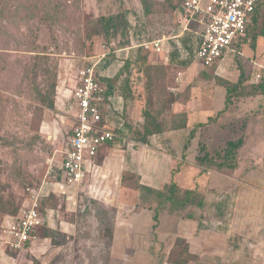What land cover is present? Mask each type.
I'll return each mask as SVG.
<instances>
[{"label":"rangeland","instance_id":"1","mask_svg":"<svg viewBox=\"0 0 264 264\" xmlns=\"http://www.w3.org/2000/svg\"><path fill=\"white\" fill-rule=\"evenodd\" d=\"M178 3L179 0H155L147 15L151 38L177 33V16L171 6ZM127 5L130 10L140 8L137 0L128 1ZM118 9L117 0H0V225L7 209L29 206L31 190L42 186L54 196L41 203L45 226L56 232L53 239H44L42 232L32 251L17 249L14 256L8 247L0 245V264H108V238L103 229L111 227L112 206L95 199L89 209H84L89 199L80 190L84 182L65 184L64 192L52 191L50 182H54L55 170L73 126L72 92L79 71L103 54L112 57V61L119 59L116 56L120 54L111 49L120 46L124 34L110 30L104 33L98 20V16ZM261 18L256 32L262 29ZM255 31L248 29L246 36L237 42L240 45L235 43L234 51L226 52L211 68L228 61L242 69L243 64L250 63L248 53L264 62V36L258 34L255 45L251 46ZM128 60V67L118 70L114 80L119 91L126 93V121L131 128L130 137L136 140L135 130L141 127L145 108L158 115L163 129L173 127L185 121L183 113L176 117L172 112L173 103H185L193 96L214 94L220 89L214 81L217 75L203 68L199 60L186 67H176L166 64L163 51L154 52L150 48L138 58L133 53ZM110 68L113 73L117 70L116 64ZM58 85L62 90H71L65 104L60 102ZM51 102L52 108L48 107ZM238 122L231 120L229 124L234 128ZM106 127L111 129L110 122ZM234 132L231 139L239 135V130ZM201 136L200 143L215 137V133L205 127ZM132 145L118 141L116 147L132 151L135 148ZM212 147L211 150H216L221 145ZM241 166L252 165L244 162ZM124 177L131 187L137 186L136 177L128 173ZM180 184L184 186L187 180ZM126 190L125 200H132L133 196ZM203 191L207 193L205 188ZM205 228L210 234L230 226ZM206 237L223 246V238L219 241ZM239 238L235 233L227 241L233 245ZM236 263L264 264V259L239 258Z\"/></svg>","mask_w":264,"mask_h":264},{"label":"crops","instance_id":"2","mask_svg":"<svg viewBox=\"0 0 264 264\" xmlns=\"http://www.w3.org/2000/svg\"><path fill=\"white\" fill-rule=\"evenodd\" d=\"M128 1L130 3L131 0H125L127 4ZM175 14L178 23L177 33L163 36L159 51L151 46L147 48L154 52L163 51L166 64H169L167 41L182 33L180 4ZM254 45L255 41L251 46ZM127 50L113 51L120 56L117 54L116 57L119 59H114L104 70L105 77H113L115 72H111L110 67L116 64L118 69L120 64H123L121 53ZM248 58L250 63L243 64V70L236 64H229L228 61H221L213 69L208 67V70H212L215 76L232 83L237 81L242 71L246 77L245 85L257 84L259 81L252 80L253 74L259 73L264 79V62L256 60L251 53H248ZM253 62L263 68L254 66ZM214 81L216 82L215 77ZM77 84L78 78L74 88ZM217 85L220 89L214 94L196 95L185 103H173L172 112L176 117L179 113H183L185 121L173 127L162 128L160 133L149 136L147 143L133 141L130 137L131 128L125 116V98L115 93L106 99L104 118L112 126L117 127L121 124L125 135L115 143L102 145L91 162L86 163L84 183L80 190L102 204L115 208L108 264H166L162 260L177 236L185 238L190 253L196 254L205 264H224L237 261L239 258L264 259V94L242 96L217 115L218 111L225 108V88L219 83ZM70 91L62 90L58 85L62 104L67 102ZM71 107L75 109L73 97ZM72 116L74 125V113ZM210 116L216 117V120L203 126H195L197 122H204ZM237 119L239 122L233 128L229 122ZM205 127L208 132L215 133V137H208L203 141L204 143L201 142L205 148L208 146L207 151H210L214 144L222 147L225 141L231 139L230 136L233 135L234 130H239L238 136H242L243 141L237 150V168L220 170L211 168L199 174L196 157L199 155L200 141L203 140L201 135ZM190 133H192L191 138H189ZM118 141L122 145L133 144L132 147L135 148L132 151L128 148H118L116 147ZM244 162L251 163L253 167L250 166L249 170L242 174L244 168L241 165ZM174 167L177 169L173 177L179 186L193 187L196 183L200 191H203V188L206 189L207 193L203 191L205 206L202 208V213L206 210L209 213L210 208L215 207L217 192L225 188H233L237 208H235L230 229L209 234L196 219L181 218L176 214L161 212L153 232V210L135 208L136 190L128 184V181L123 182L122 178L124 174L135 173L139 183L161 188L169 181L171 169ZM184 180H187V184L183 186L180 183ZM63 187L64 184L63 186L56 184L54 190H62ZM125 189L128 190H126L128 195L133 196L132 200H125ZM235 233L241 236L237 242L238 247L232 246L231 242L227 241L229 236ZM208 235L214 240L221 241L223 238V246L218 245L220 242L208 241L206 237ZM38 239L32 242V247Z\"/></svg>","mask_w":264,"mask_h":264},{"label":"trees","instance_id":"3","mask_svg":"<svg viewBox=\"0 0 264 264\" xmlns=\"http://www.w3.org/2000/svg\"><path fill=\"white\" fill-rule=\"evenodd\" d=\"M102 0H96V2H100ZM140 8H136L130 10L125 0H117V7L119 9L116 12L107 15L98 16V20L101 21V28L106 33L108 30L110 32H116L120 34H124V41L120 44L119 47H113L111 51L122 49L124 51L125 48H128L127 52H123L122 61L123 64H120L117 71H122L124 68H127L130 64L128 60L133 53L137 54V58L139 55L148 48V46L141 45L142 43L150 42L154 38L150 37L148 26H147V15L151 13L152 6L155 3V0H137ZM181 0H179L178 5H172L171 8L175 11L179 10V4ZM262 10V12H261ZM261 19L262 29L259 32H256L255 28H257L259 24V18ZM118 28H120L118 30ZM249 31H255L251 35V45L254 44L256 36L262 35L264 36V1L261 0L255 6L252 22L248 26ZM247 29V30H248ZM169 51L167 52L168 62L176 67H186L191 62H193L195 57V52L200 42V37L193 34L192 32L184 31L179 36L170 38L168 41ZM239 46L240 43H237ZM106 54L103 58L99 60L97 65L95 66V77L99 83H101L105 88V102L108 97L114 95L115 93H119V95L126 97V93L124 90L119 91L115 84L114 76L119 74L117 71L113 75V77L107 78L103 74L104 70L109 67L112 63V57H108ZM143 56V55H141ZM143 60L141 59L140 65ZM216 82L222 85L225 88V108L223 110L218 111L217 115H219L222 111L227 109L229 105L233 104L237 99L245 95H254L256 93L264 94V79L261 78L257 84H248L245 85L246 77L243 72L240 71V74L237 78L236 82H229L225 79L215 77ZM54 90V86H52ZM117 91V92H116ZM124 92V94H123ZM52 102L49 103L48 107L52 108ZM143 122L141 127L135 130V134L137 135V140L132 138L133 141H141L142 143H147L148 137L151 135L158 134L162 131V125L160 120L158 119V115L156 113L151 112L148 109H144L142 112ZM216 117H208L204 122H197L195 126H203L208 123L214 122ZM114 134L116 135L115 141L121 139L125 135L122 129H114ZM192 137V133L189 134V138ZM242 136H238L235 139H230L225 141L224 145L219 149L207 151L204 144L200 145L199 155L196 157V164L199 166V174H202L208 171L211 168L215 169H235L238 167V154L237 150L240 148L242 144ZM253 167V166H251ZM250 167L244 168L242 170V174L246 173ZM177 167L171 169V177L167 183H165L161 188H155L151 186H147L139 183L138 176L133 173V177L137 179V186L134 187L136 190L135 193V208H149L153 210L152 219L154 224L152 226L153 232L155 231L159 214L161 212H167L170 214H176L181 218L188 219H196L203 226L218 229L221 227H227L229 224V220L233 217L235 209V194L233 188L231 189H223L216 194L215 198V207L210 208V212L206 210L202 213V208L205 206V194L203 191L199 190L198 184L195 183L193 187H182L179 186L174 180V172ZM56 174L54 176V182H50V186L52 187V191L54 190L56 184H62V169L60 164L58 168L55 170ZM123 175V182L127 180ZM125 179V180H124ZM46 188V187H45ZM42 188L40 201H39V210H41V203L50 201L54 198L53 195H50V190H46ZM133 188V187H132ZM32 190H35L34 188ZM31 190V191H32ZM89 199H87V203L84 206V209H89V205L95 199L86 195ZM105 205V204H103ZM108 206V205H105ZM113 208V216L111 218L112 224L111 227L104 228L103 233L108 238V252L111 243L112 237V226L115 216V208ZM212 210V212H211ZM19 209L11 208L7 209L5 217H14L17 215ZM208 214V215H207ZM4 217V219H5ZM206 221H209L207 224ZM3 223V222H2ZM2 225V224H1ZM0 225V229H1ZM42 232L44 235H42ZM38 237L40 235L46 238L53 239L55 238L56 232L49 228V226H45V220L43 217V225L37 229ZM232 246L238 247L237 243ZM9 248V247H8ZM32 243L26 242L24 245V250L32 251ZM6 249V247H5ZM12 251V255L16 254L15 249L9 248ZM161 250V249H160ZM13 255V256H14ZM109 255V253H108ZM166 264H205L200 261L199 257L196 254H192L189 251V245L185 238L177 236L174 238L172 245L165 255L164 260H162ZM224 264H237L234 262H225Z\"/></svg>","mask_w":264,"mask_h":264},{"label":"built area","instance_id":"4","mask_svg":"<svg viewBox=\"0 0 264 264\" xmlns=\"http://www.w3.org/2000/svg\"><path fill=\"white\" fill-rule=\"evenodd\" d=\"M260 1L181 0L182 32H192L200 37L194 60H199L204 68H208L226 52L234 51L233 45L246 36L255 6ZM161 41L162 38L153 39L141 45L159 51ZM105 55L91 61L78 74V84L72 95L74 125L60 161L64 185H80L85 176L86 163L91 162L102 145L116 142L114 129H122L121 124L107 128V119L103 114L105 88L95 77V66ZM253 65L263 68L256 62ZM260 78L261 75L255 73L252 80L258 82ZM41 191L42 186L32 190L30 205L20 208L14 217H5L1 225L0 245L23 250L26 242L38 239L37 229L43 225L39 210Z\"/></svg>","mask_w":264,"mask_h":264}]
</instances>
